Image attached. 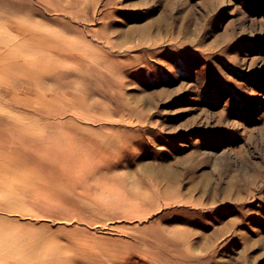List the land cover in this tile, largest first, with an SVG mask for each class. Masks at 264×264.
I'll return each mask as SVG.
<instances>
[{
  "label": "rangeland",
  "instance_id": "1",
  "mask_svg": "<svg viewBox=\"0 0 264 264\" xmlns=\"http://www.w3.org/2000/svg\"><path fill=\"white\" fill-rule=\"evenodd\" d=\"M0 264H264V0H0Z\"/></svg>",
  "mask_w": 264,
  "mask_h": 264
}]
</instances>
